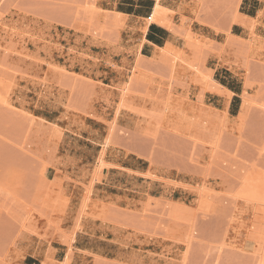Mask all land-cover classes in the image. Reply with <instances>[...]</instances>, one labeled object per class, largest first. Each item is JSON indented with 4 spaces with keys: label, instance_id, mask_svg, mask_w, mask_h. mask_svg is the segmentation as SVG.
<instances>
[{
    "label": "rangeland",
    "instance_id": "1",
    "mask_svg": "<svg viewBox=\"0 0 264 264\" xmlns=\"http://www.w3.org/2000/svg\"><path fill=\"white\" fill-rule=\"evenodd\" d=\"M109 1L0 0V264H264V0Z\"/></svg>",
    "mask_w": 264,
    "mask_h": 264
},
{
    "label": "crops",
    "instance_id": "2",
    "mask_svg": "<svg viewBox=\"0 0 264 264\" xmlns=\"http://www.w3.org/2000/svg\"><path fill=\"white\" fill-rule=\"evenodd\" d=\"M168 3H173L178 6L179 10L173 14L172 20L176 29L181 32V28L187 25L186 19H193V14L197 12L196 8L199 5V0H164ZM110 4L114 5V13L121 12L127 21H135L140 23V28H143V20L149 14L153 1L152 0H112ZM145 44L151 46H162L167 42H174L175 35L167 27L152 23L147 27L144 34Z\"/></svg>",
    "mask_w": 264,
    "mask_h": 264
},
{
    "label": "bare ground",
    "instance_id": "3",
    "mask_svg": "<svg viewBox=\"0 0 264 264\" xmlns=\"http://www.w3.org/2000/svg\"><path fill=\"white\" fill-rule=\"evenodd\" d=\"M153 1V12L152 14H150V17L147 19V23L151 22L153 19H154V16L160 12H168V11H171L170 8H168L166 5L163 4V1L164 0H152ZM148 26V25H147ZM252 34V32H251ZM188 38V37H187ZM188 41V39H187ZM168 53V51H166ZM169 55L171 56L172 58V61L175 62L176 59H180V55L178 53H175V54H172V53H169ZM182 61V60H181ZM184 61V60H183ZM182 61V62H183ZM187 65H190L189 63H185ZM205 81L207 82H210V81H213V78L210 76L208 78H204ZM117 112H118V109H117ZM101 160V159H100ZM100 162V161H99ZM102 164V163H101ZM87 199V197L85 198V200ZM84 200V201H85ZM71 246V245H70ZM70 246H69V249H70Z\"/></svg>",
    "mask_w": 264,
    "mask_h": 264
}]
</instances>
